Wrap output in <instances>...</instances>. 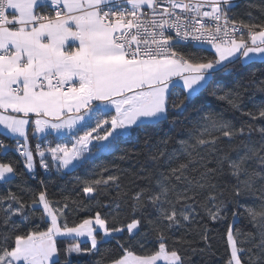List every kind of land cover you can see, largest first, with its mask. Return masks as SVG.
<instances>
[{
    "label": "snow or ice",
    "instance_id": "obj_1",
    "mask_svg": "<svg viewBox=\"0 0 264 264\" xmlns=\"http://www.w3.org/2000/svg\"><path fill=\"white\" fill-rule=\"evenodd\" d=\"M234 6L0 0V134L15 140L24 169L0 160V185L20 181L0 195V264H105L102 247L113 242L107 264H188L189 251L204 249L176 233L204 216L226 226L223 264H264V104H244L249 89L264 93L255 71L264 7L244 19ZM205 45L211 55L200 54ZM209 97L244 119H228ZM126 141L140 146L119 157L136 159L132 178L100 166L77 180L87 204L54 200L43 180L27 184L37 158L46 172L66 173ZM10 147L0 140V156ZM112 189L116 198L101 205L97 196ZM71 205L89 214L69 221Z\"/></svg>",
    "mask_w": 264,
    "mask_h": 264
},
{
    "label": "trees",
    "instance_id": "obj_2",
    "mask_svg": "<svg viewBox=\"0 0 264 264\" xmlns=\"http://www.w3.org/2000/svg\"><path fill=\"white\" fill-rule=\"evenodd\" d=\"M234 5L235 6L232 9V14L236 15L237 18L243 17L244 19H247V16L244 15L245 11H251L253 17L258 18L261 15L260 8L264 7V0H239L235 2ZM212 52L213 50L206 49L204 47V51H202L200 54L211 55ZM236 68L237 71L240 72L244 77H247L249 75L250 70L247 67L240 68V66L237 65ZM261 70H264V63L257 61L255 69L256 76L259 79H264V76L261 75ZM233 79V75H224L222 77V80L225 84L232 83ZM208 102L214 110L223 111L228 119H233V117H236L237 123H239L240 120L244 119L243 117H240L239 113H234L232 110L228 109L227 105L222 106L219 104V102L212 100L211 97L208 98ZM244 104L246 106V109H252L254 105L264 104V93H260L254 88L249 89V91L245 94ZM0 140H2L5 144L11 146L5 156H0V160H3L5 162L9 160L16 162L20 170L24 171L22 158L14 150L15 140H11L8 137L3 136L2 134H0ZM37 142L38 141L36 138L30 136L29 144L31 148L34 149ZM133 143H135V141H126L125 143L120 145V150L113 153H104L99 157L93 159L92 161L82 166H78L76 169L66 173H57L54 168L49 172L42 171L39 167L37 159L36 179L31 180L27 177L25 179L27 180V184L33 188H38L39 181L43 180L48 187L50 196L54 200L64 201L65 197H67L70 204L72 201L83 202L87 204V199L82 192V185L77 183V180L94 178V173L99 171L100 166H108L112 169V171L117 172L118 174H123L125 183H127L128 180L132 178L131 173L136 170L138 165L135 158L121 161L119 160V157L123 154L124 150H127L129 152L139 151L140 146L137 145V147L134 149ZM113 165H116L117 167L112 168ZM19 183L20 181L17 180L16 183L11 186L0 185V195H5L8 187H11L13 191H18L16 184ZM20 194L23 195L25 199L28 198L26 193ZM113 198H116L115 189L110 190L109 194L100 193L97 196V200L101 205L109 203ZM120 202L123 207V201ZM94 206L95 203L93 204V207ZM71 207L72 210L69 211L68 214L69 221L79 220L89 214L84 211L76 210L75 205H71ZM102 210L109 211V209ZM201 215H203V213ZM36 216H39V212L36 213ZM15 219L17 223H20L19 218ZM33 223L38 224L40 223V221L37 218L33 220ZM200 224L201 227H193L191 230L180 229V231L176 233L177 236H186L188 240L194 241L195 243L193 246L197 249H204L203 252L197 251L196 253H192L191 251H189L187 253L189 257L188 264H223V260L226 255V226L222 223L213 222L206 216H204V219L201 220ZM203 225H206L208 229L209 239L207 244L210 245V247H206L205 243L200 240V232L202 231ZM81 246L87 247L90 245H88L87 243H82ZM152 247L153 244L151 242L146 245L147 249H151ZM109 249H114V242L113 244H105L102 247L101 255L103 260L105 261V264H107V261L112 258L113 255H115V251H107Z\"/></svg>",
    "mask_w": 264,
    "mask_h": 264
},
{
    "label": "crops",
    "instance_id": "obj_3",
    "mask_svg": "<svg viewBox=\"0 0 264 264\" xmlns=\"http://www.w3.org/2000/svg\"><path fill=\"white\" fill-rule=\"evenodd\" d=\"M237 1H239V0H233V3H235V2H237ZM211 49V48H210ZM212 50V49H211ZM3 128H2V126H0V133H3ZM3 135V134H2ZM3 136H6V135H3ZM7 137V136H6ZM9 139H11V138H9ZM11 140H14V139H11ZM30 145V144H29ZM31 147V146H30ZM38 159V158H37Z\"/></svg>",
    "mask_w": 264,
    "mask_h": 264
},
{
    "label": "rangeland",
    "instance_id": "obj_4",
    "mask_svg": "<svg viewBox=\"0 0 264 264\" xmlns=\"http://www.w3.org/2000/svg\"><path fill=\"white\" fill-rule=\"evenodd\" d=\"M206 49H210V46L209 45H205L204 46Z\"/></svg>",
    "mask_w": 264,
    "mask_h": 264
},
{
    "label": "built area",
    "instance_id": "obj_5",
    "mask_svg": "<svg viewBox=\"0 0 264 264\" xmlns=\"http://www.w3.org/2000/svg\"><path fill=\"white\" fill-rule=\"evenodd\" d=\"M35 146H36V145H35ZM41 170H42V171H45V170H43L42 168H41Z\"/></svg>",
    "mask_w": 264,
    "mask_h": 264
}]
</instances>
